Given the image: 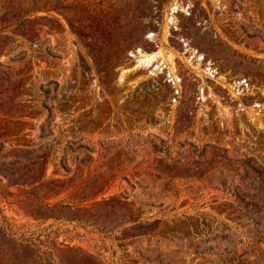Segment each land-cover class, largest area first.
<instances>
[{
	"label": "rangeland",
	"instance_id": "374dc122",
	"mask_svg": "<svg viewBox=\"0 0 264 264\" xmlns=\"http://www.w3.org/2000/svg\"><path fill=\"white\" fill-rule=\"evenodd\" d=\"M0 209V264H264V0H0Z\"/></svg>",
	"mask_w": 264,
	"mask_h": 264
},
{
	"label": "trees",
	"instance_id": "16d2710c",
	"mask_svg": "<svg viewBox=\"0 0 264 264\" xmlns=\"http://www.w3.org/2000/svg\"><path fill=\"white\" fill-rule=\"evenodd\" d=\"M46 92V90H45ZM50 110L48 109V115L50 114ZM67 147L70 149L71 148V143L68 144V146L65 145V148L63 150V155L60 157L59 159V163L61 165L62 168L66 169L67 170V164H66V149ZM78 147H84L85 149H88L86 146H82V145H79ZM15 235V232L12 231V228L7 225L4 220H3V215L1 214V209H0V237H11V236H14ZM4 264V263H3Z\"/></svg>",
	"mask_w": 264,
	"mask_h": 264
},
{
	"label": "bare ground",
	"instance_id": "6f19581e",
	"mask_svg": "<svg viewBox=\"0 0 264 264\" xmlns=\"http://www.w3.org/2000/svg\"><path fill=\"white\" fill-rule=\"evenodd\" d=\"M175 8V7H174ZM164 53V51H163ZM165 55V53H164ZM163 55V56H164ZM161 57V53L159 51L152 52V53H144L140 50H137V59L136 62L142 63L145 66L156 68L158 67V61H156L158 58ZM167 57V56H166ZM168 60V59H167ZM137 63V64H138ZM167 63V62H166ZM169 63V62H168ZM175 78L179 80V77L175 75Z\"/></svg>",
	"mask_w": 264,
	"mask_h": 264
},
{
	"label": "built area",
	"instance_id": "2783aa9c",
	"mask_svg": "<svg viewBox=\"0 0 264 264\" xmlns=\"http://www.w3.org/2000/svg\"><path fill=\"white\" fill-rule=\"evenodd\" d=\"M173 83H174V81H173Z\"/></svg>",
	"mask_w": 264,
	"mask_h": 264
}]
</instances>
